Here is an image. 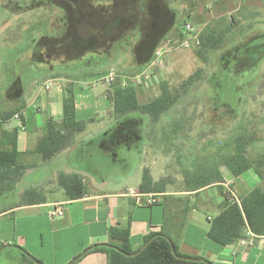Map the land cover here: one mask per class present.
<instances>
[{
    "label": "crops",
    "instance_id": "crops-1",
    "mask_svg": "<svg viewBox=\"0 0 264 264\" xmlns=\"http://www.w3.org/2000/svg\"><path fill=\"white\" fill-rule=\"evenodd\" d=\"M105 1L108 0H96L91 6L92 9H104L108 14L113 12V21L115 16L116 19L122 18L130 21L133 15L135 27L130 25L123 28L118 33V39L101 42L100 44L106 45L105 48L87 52L85 55L112 56L115 53L116 60L120 58L118 55L126 59L123 51L128 48L130 53L127 51L126 53L130 54V60L135 64L140 61H151L158 48L180 42L186 35L184 26L192 25L189 21L196 22L197 26L199 25L198 27L202 29L204 24L210 20L205 9L213 8L212 11L216 16L214 19L231 16V6L235 0H128L122 9L116 8V10L106 6ZM262 6H264V0H259L258 5H250L251 8L259 7V9ZM31 7L34 5L16 6V11L29 10ZM87 7L84 5L85 10ZM76 9L83 11V5L76 6ZM180 11L188 12L187 19L182 24L178 23V12ZM115 12L123 13V16L114 15ZM131 28H137V31L134 29L135 32H132ZM79 30L80 34L83 33L82 27ZM116 43L122 44L118 51L113 50ZM263 45L264 32H257L242 38L241 48L235 52L241 53L249 46L254 47V54L251 60L247 61L246 67H261L264 64ZM29 66L36 68L33 62L27 63V67ZM36 75L37 77L33 75L35 79L30 82L25 81V83L19 72L14 78L12 75L5 89L4 104L0 106V151L10 149L12 143L16 141L20 162L26 166H32L16 182H13L12 177L8 175L3 177L4 171L0 169V264H36L28 261L23 256V251L40 264H70L85 250L96 245L107 244L109 228L117 224L121 226L129 224L132 250L139 249L146 236L163 233L171 238L177 251L185 256L202 258L212 264H264V237L247 234L244 239H240L246 241V244H241L238 240L227 246L216 244L208 238L210 220L217 213V208L222 201L217 185L195 192H183L179 188L180 181L177 180L176 185L179 187L176 189L168 188L162 194H143L154 196L156 203L151 206L146 205V196L138 198V201L128 196L130 191L138 192L143 170L148 169L151 174V166L157 163L159 152L156 140L160 139L161 142L163 140L162 127L161 124L155 127L154 134H152L148 118L131 117L127 119V123L121 125L122 128H119L118 133L109 134L121 120L103 116V113L109 114L110 107L107 106L106 109L103 101L99 102V98L95 100L91 94L94 90L95 93L97 92L93 84H89L88 89L91 93H86V95L79 87L80 84L78 92L73 84L72 90L76 96L78 119L88 121L83 133L87 131L89 125L105 121V127L83 138V133L76 135L73 143L55 156L58 157L55 164H52V160L43 162L35 149L39 140L44 136L45 123L48 120L55 123L60 122L62 101L66 91L63 87L68 85L64 79L48 78L50 74L47 75V73ZM41 80H43L42 84ZM51 81L58 84L55 94L42 95L40 90L44 86L48 87ZM60 82L61 85H59ZM71 87L72 85H69L68 88ZM101 88H98L97 96L105 97L106 85L102 84ZM28 100L31 102H27ZM35 104L36 107H34ZM17 109L19 110L15 111ZM12 111H15L14 115L20 114L19 120L15 119L14 115L5 121L1 119ZM171 121L173 119L167 124L173 125ZM12 131H17V134L11 135ZM179 135L171 133L172 142L175 137H180ZM147 142L151 144L148 145ZM148 148L150 150H147ZM122 150L127 155V158L126 155L124 157L131 162L123 160ZM161 152L167 154L164 150ZM148 154L150 166L146 165ZM120 164L132 168L134 173L136 168V173H140L138 186L135 189H122L121 187L111 188L108 191L95 189L92 185V176H96L95 173L101 167L108 170ZM48 166L50 167L48 176L37 179L27 189L15 192V196L13 195V191L28 173ZM224 168L227 172L225 176L223 175L225 184L222 188L224 191L226 185L231 183V189L238 197L255 186L257 178L252 172H249L253 174L252 177L244 173L235 178L226 167ZM10 172L11 170H6L5 173ZM165 172L167 173L166 170ZM60 174L81 176L86 195L82 199L69 200L65 190L58 183ZM168 175L152 178L157 181ZM103 180L100 182L103 183ZM4 187L11 188V195L16 199L14 202L3 201L4 198H8L9 194L4 193ZM32 189L44 197V203L14 207L20 202L21 194ZM4 205H12L13 208L4 211ZM58 212L62 215L58 216ZM249 242L252 243L251 246L248 245ZM77 264H107V259L102 253H89Z\"/></svg>",
    "mask_w": 264,
    "mask_h": 264
},
{
    "label": "rangeland",
    "instance_id": "rangeland-1",
    "mask_svg": "<svg viewBox=\"0 0 264 264\" xmlns=\"http://www.w3.org/2000/svg\"><path fill=\"white\" fill-rule=\"evenodd\" d=\"M42 1L43 6H38L40 5L39 0H0V106L4 104L3 100L6 97L5 89L9 85L12 75L14 78L15 74L19 72L24 83L25 81L30 82L32 79H35L34 76L37 77L36 74L47 73V75L50 74L48 78L64 79L68 85L63 87L64 90L69 85H72V89L73 84H75L77 91L80 84L79 87L84 90V95L91 93L88 88L90 87L89 84H93L97 92L95 93L94 90L93 93L95 94H91L95 100L99 98V102L100 100L103 101L107 109V106H110L105 97L101 95L97 96L99 92L98 88H101L102 84H105L107 88L108 85L103 81V78L111 70L118 74H121L119 72H126L128 76L133 75L137 67L130 60V54H127L130 51H128V48H125L123 53L125 52L124 56L126 59L118 55L120 58L117 60L115 59V53L112 56L105 54L85 55L87 52L103 49L106 45L82 42L76 38V30L80 31L79 28L82 27V11L80 9L76 12L73 11L72 7L62 0ZM126 2L128 0L105 1L107 3L106 6L115 10L116 8L122 9ZM25 4L35 5L29 10L16 11V6H24ZM258 4L259 0H235L231 6L232 15L238 14L243 7L248 8L252 12L248 16L249 21H242L241 25V29H244L245 26L250 24V30L245 33L247 37L257 32H264V6L260 9L259 7H250V5ZM212 10L213 8L205 9V12L210 17L208 22L216 17L215 12ZM187 15L188 12H178V23L182 24L187 19ZM60 16L64 17L66 21L63 34L58 38L40 37L42 33L40 26H45L48 30L50 20L51 26L55 27L53 24L57 23ZM117 16L121 17L123 13H117ZM121 20L120 18L115 20L113 27L110 28V32L107 36L105 35L101 38V42L105 43L108 39H118L119 36L116 33L117 29L115 25L117 26ZM189 22L196 29L201 28L198 27L199 25L197 26L196 22ZM121 45L120 43H116L114 50L118 51ZM238 47L239 49L241 48L240 46ZM229 52L233 53V50ZM168 54L165 55L160 70L152 69L153 83L139 91L138 100L140 103H147L150 99L157 96L159 93V83L163 82V80L175 86L199 68H204V79L189 92L179 107L172 109L168 116L163 118L162 123L165 128L171 119L180 120L181 114L183 118H186L187 122L186 127L180 130V137L174 138L173 142L169 136H166L162 142L160 139L156 140L159 154L157 163L151 166L153 178H158L159 175L170 174L172 176L176 175V178L180 180L182 175L181 167L195 165V157L202 158V161L200 158L197 159L196 163L200 164L205 159L210 161L212 155L218 153V151L224 152L227 142L234 134H240L242 125L246 123L247 125L249 124V128L255 129L260 139L264 138V64L261 67L242 68L238 72L235 61L222 66L221 61L223 59L219 60L220 53L215 52L210 54L209 63L204 65L194 55L193 45L190 48L178 49ZM28 60L35 63L36 68L27 67V63H30ZM214 72L219 77V85H221L219 89L214 88V77H212ZM74 76H79V79L76 81L73 78ZM40 83L42 84L43 80ZM59 85H61V82ZM57 86V83L51 81L48 86L49 89L45 90L44 86L40 92H42V95H46L47 93L54 95ZM215 96L216 99H214ZM27 102L30 103L31 100ZM36 104L34 107H36ZM103 116L110 117L109 114L105 113H103ZM104 124L105 121L89 125L87 131L83 133L82 138L90 134L93 135L97 130H101L105 127ZM176 132L179 133L178 131ZM150 142H147V144H151ZM147 150H150V148ZM161 150H164L167 154H163ZM259 152H264V148H261ZM125 153L124 150L121 151L123 160L131 162V160L126 159L127 155ZM124 155H126V158ZM56 158L58 157L51 159L52 164H55L56 160H58ZM146 165L150 166L149 154L146 159ZM131 169L124 167V164L108 170H104L101 167L95 173L96 176H92V185L95 189L101 191L121 187L122 189H135L140 182V173H136V168L135 173ZM220 170L222 175L225 176L227 174L224 167H221ZM48 174H50L49 166L41 167L36 171L28 173L25 179L19 183L16 190L13 191V195L15 196V192L27 189L32 182L48 176ZM245 174H249L251 177L253 175L249 172ZM100 180L104 182L101 183ZM168 188L176 189L178 187L170 185ZM8 193V198H4L3 201L14 202L16 199L11 195V191Z\"/></svg>",
    "mask_w": 264,
    "mask_h": 264
},
{
    "label": "trees",
    "instance_id": "trees-1",
    "mask_svg": "<svg viewBox=\"0 0 264 264\" xmlns=\"http://www.w3.org/2000/svg\"><path fill=\"white\" fill-rule=\"evenodd\" d=\"M38 1V0H37ZM40 5H43V1ZM72 7L73 11H78L76 6L87 5V9L82 11L81 26L83 33L76 30V38L82 42L101 43V38L107 36L110 28L113 27L112 13L108 14L104 9H92L96 0H80L74 5L68 0H62ZM37 3V2H32ZM35 5V4H34ZM37 6V7H38ZM243 9V10H242ZM236 15L221 17L204 24V27L198 34L197 45L194 46V55L204 64L209 63L211 53H220L219 60L222 66L235 61L238 72L246 67L247 61L251 60L254 54V47H247L243 52H235L241 45V39L246 36L250 30V24L241 29L242 21H249L248 16L252 14L248 8L243 7ZM117 13L115 12V15ZM122 19L115 25L117 32L129 27H135V22ZM131 22V23H130ZM113 25H112V24ZM66 21L64 17H59L57 23L51 24L47 28L40 26L42 33L40 36L46 38H58L61 35L60 29H65ZM52 29L50 30V28ZM137 28H131L132 32ZM115 46V45H114ZM113 46V50H114ZM255 49H257L255 47ZM264 49V45H263ZM262 49V50H263ZM230 53L229 51H232ZM169 55V54H168ZM134 63V62H133ZM150 61L135 62L137 70L132 76L119 72V76L134 77L146 69ZM160 70L161 68H156ZM156 71V70H155ZM130 73V72H129ZM131 74V73H130ZM218 75V74H217ZM214 72V88L219 89V77ZM102 77V76H101ZM100 77V78H101ZM76 81L79 76L73 77ZM204 79V68L197 69L194 73L183 79L180 83L172 86L167 81L159 83V93L147 103H140L138 94L140 89L135 88L132 84H122L118 78L114 84L107 86L105 99L110 106V117L115 120H121L115 125L109 134L118 133L119 128L127 123L131 117H146L149 119V125L152 134L155 127H162V138L170 137V134H180V130L186 127V118L180 115V120H173V125L168 124L165 128L163 118L168 116L169 112L181 105L186 99L189 92ZM75 93L71 88H66L65 97L62 101V113L59 123L48 120L44 126V136L39 140L36 146V153L43 162H48L59 152L69 147L74 137L85 131L88 121L78 119L76 109ZM216 99V96L215 98ZM19 109L15 110L18 111ZM7 113L3 121L10 119L14 112ZM124 119V120H123ZM179 119V118H178ZM141 121V120H139ZM180 123V124H179ZM122 125V126H121ZM249 125V124H248ZM246 124L242 125L240 134H234L227 142L224 152L212 155V159H205L200 164L188 167H181V178L178 180L176 175H168L154 181L149 170L144 169L142 172L141 182L138 186V192L141 194L165 193L168 186H177V180L180 181V189L183 192H195L217 185L222 196V201L217 208V213L210 220V226L207 236L214 243L221 246L231 245L240 239H244L248 233L255 237L264 236V152H259L264 148V138L260 139L255 129L249 128ZM173 128V130H171ZM178 131L179 133H177ZM6 133V132H2ZM11 135H16L17 131H12ZM176 138V137H175ZM165 141V140H164ZM166 142V141H165ZM169 151V149H168ZM193 154V153H192ZM20 154L16 149V141L12 143L10 149L0 151V169L4 171L3 177L7 175L12 177V181L20 180L27 169L32 168L20 162ZM221 167H226L235 178L240 177L246 172H252L256 178L255 187L248 192L239 195L237 200L229 199L227 193L223 190L222 185L225 183L221 172ZM6 170H11L6 174ZM58 183L65 190L66 197L69 200L82 199L86 195V189L82 177L77 174H60ZM4 193L11 191V188L4 187ZM44 197L36 190H26L20 196V202L14 207L26 205H35L44 203ZM12 205L3 207L4 211L11 209ZM7 208V209H6ZM13 208V207H12ZM109 241L107 244L96 245L95 247L85 250L81 255L76 257L70 264H77L80 259L89 253H102L106 256L107 264H212L211 262L197 257H190L180 254L174 242L170 237L163 233L150 234L143 238L142 246L137 250H132L130 246V228L129 224L121 226L117 224L109 228ZM23 256L30 262L40 264L27 253L23 251Z\"/></svg>",
    "mask_w": 264,
    "mask_h": 264
},
{
    "label": "built area",
    "instance_id": "built-area-1",
    "mask_svg": "<svg viewBox=\"0 0 264 264\" xmlns=\"http://www.w3.org/2000/svg\"><path fill=\"white\" fill-rule=\"evenodd\" d=\"M200 31H201V29H195L190 24L185 25L184 26V32L186 35L184 36V38L180 42H178L177 44L165 45V46L158 48L155 51L152 60L148 64L147 69L143 70L141 73L137 74L134 77L119 76V75H117V73L115 71L111 70L107 74V76L105 78H103V81L109 86L110 84H114L117 81V79L119 78L122 84H132L135 86V88L140 89V90L143 88H147L154 81L152 69L162 67L163 59H164L165 55L168 53L174 52L178 49H182V48L187 49V48H190L192 45H197L198 44L197 43V37H198V34ZM48 89H49L48 87H45V90H48ZM14 118L19 120L20 114H15ZM231 185H232L231 183L226 185L225 192L228 194L227 197L229 199L237 200V196L232 191ZM128 196L136 198L137 201H138V198L146 196L147 197L146 205H148V206L154 205L156 203V199L154 198L153 195H143L139 192L130 191V192H128ZM53 215H56V213H53ZM57 215L61 216L62 213L58 212ZM248 235L252 236L251 233H248ZM240 241H241L240 242L241 244L247 243L244 240H240ZM248 245L251 246L252 243L249 242Z\"/></svg>",
    "mask_w": 264,
    "mask_h": 264
},
{
    "label": "water",
    "instance_id": "water-1",
    "mask_svg": "<svg viewBox=\"0 0 264 264\" xmlns=\"http://www.w3.org/2000/svg\"><path fill=\"white\" fill-rule=\"evenodd\" d=\"M68 1H69L70 3L76 5V4H78V2H79L80 0H68Z\"/></svg>",
    "mask_w": 264,
    "mask_h": 264
},
{
    "label": "flooded vegetation",
    "instance_id": "flooded-vegetation-1",
    "mask_svg": "<svg viewBox=\"0 0 264 264\" xmlns=\"http://www.w3.org/2000/svg\"><path fill=\"white\" fill-rule=\"evenodd\" d=\"M61 31H60V33H58V35H61V34H63V31L65 30V29H60Z\"/></svg>",
    "mask_w": 264,
    "mask_h": 264
}]
</instances>
